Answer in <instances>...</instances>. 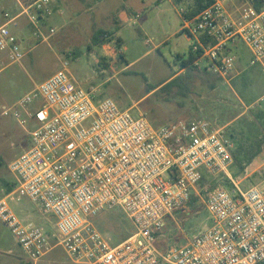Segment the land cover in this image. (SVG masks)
<instances>
[{
  "label": "built area",
  "instance_id": "2783aa9c",
  "mask_svg": "<svg viewBox=\"0 0 264 264\" xmlns=\"http://www.w3.org/2000/svg\"><path fill=\"white\" fill-rule=\"evenodd\" d=\"M13 1L22 11L9 18L0 10V51L20 63L25 54L8 25L24 16L41 37L53 15L52 0ZM180 13L190 49L182 72L193 68L228 82L237 73L238 43L250 51V66L264 72V0H211L193 18ZM35 103L20 121L22 127L26 121L33 125L31 147L9 164L13 190L0 199V221L21 248L22 264H41L57 248L65 264H264V179L243 191L227 174L232 144L220 129L206 120L153 127L144 114L133 117L111 99L84 90L67 61L3 115L19 120L14 109ZM202 169L213 178L226 176L232 192L220 184L203 186L198 196L209 225L183 245L159 246L168 220L184 235L173 215L197 192ZM15 195L51 215L52 232L23 223L7 203ZM112 210L134 228L116 245L92 222Z\"/></svg>",
  "mask_w": 264,
  "mask_h": 264
},
{
  "label": "rangeland",
  "instance_id": "374dc122",
  "mask_svg": "<svg viewBox=\"0 0 264 264\" xmlns=\"http://www.w3.org/2000/svg\"><path fill=\"white\" fill-rule=\"evenodd\" d=\"M31 0H21L26 4ZM52 0L53 15L41 27V37L24 16L8 25L25 54L20 63L12 62L0 51V199L13 190L14 177L9 164L31 147L28 132L31 122L26 108L17 106L21 113L16 119L4 109L12 108L22 96L55 74L62 61L68 62V72L84 90H93L97 99H111L121 110H129L133 117L144 114L153 127L195 120H206L220 129L232 144V165L227 169L239 187L246 191L259 186L264 179V72L250 66L252 56L248 48L238 43L237 73L228 82L190 68L182 72V62L190 57L189 42L182 29V13H188L191 1L182 0H68L77 11L66 6L67 0ZM66 3V4H65ZM89 6L93 10H88ZM127 6L128 17L138 16L135 23L119 15L114 9ZM9 18L22 8L13 0H0ZM1 16V15H0ZM4 19L0 17V23ZM54 34L49 36L50 30ZM97 30L112 34L99 46L91 45ZM47 37L46 40H43ZM91 46V50H88ZM172 81L166 88L164 85ZM161 85V86H160ZM203 181L198 185L184 209L173 219L183 230L180 234L171 220L159 246L183 245L187 238L209 225L208 214L198 196L203 186L222 185L229 193L232 186L224 175L209 176L201 170ZM219 181V182H218ZM16 198H19L17 200ZM11 210L23 223H32L52 232L54 218L43 216L34 203L24 196L7 200ZM94 226L116 245L130 235L134 228L119 211L99 213ZM23 253L10 231L0 221V264H22ZM61 248L48 254L41 264H65Z\"/></svg>",
  "mask_w": 264,
  "mask_h": 264
},
{
  "label": "trees",
  "instance_id": "16d2710c",
  "mask_svg": "<svg viewBox=\"0 0 264 264\" xmlns=\"http://www.w3.org/2000/svg\"><path fill=\"white\" fill-rule=\"evenodd\" d=\"M182 0H176V2H180ZM191 1V6L188 11V13L185 15V18H193L197 16L206 6H208L211 2V0H190ZM112 36L111 33L103 31V30H97L94 32L92 35L91 39V45L93 46H99L103 43L106 37ZM88 50H91V46H88ZM190 60L188 59L187 61L182 62V68H184ZM198 72H202L197 70ZM172 81L164 85L161 89L166 88ZM187 205V203L180 209H184V207Z\"/></svg>",
  "mask_w": 264,
  "mask_h": 264
},
{
  "label": "crops",
  "instance_id": "0c3cea01",
  "mask_svg": "<svg viewBox=\"0 0 264 264\" xmlns=\"http://www.w3.org/2000/svg\"><path fill=\"white\" fill-rule=\"evenodd\" d=\"M82 1H84V0H82ZM92 1H95V0H92ZM53 3H54V8H58V7H56L55 5H57L58 3H59V0L58 1H56V2H54L53 1ZM67 3V4H66ZM66 6L69 8V9H72L73 11H77V7H74L72 4H70L71 2H69L68 0L66 1ZM88 10H93V7L92 6H89V8H88ZM131 13V9L130 8H128L127 6H123L121 9L120 8H116V9H114V10H112V12H111V15H112V17L113 18H115L118 22H119V15H124V17H128V15ZM128 19H129V17H128ZM46 23V22H45ZM44 23V24H45ZM44 24H43V26H44ZM42 26V27H43ZM161 86V85H160Z\"/></svg>",
  "mask_w": 264,
  "mask_h": 264
}]
</instances>
